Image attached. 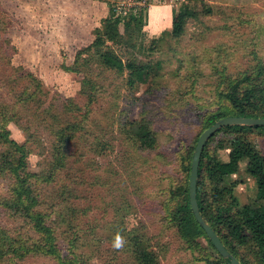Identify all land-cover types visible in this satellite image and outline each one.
Instances as JSON below:
<instances>
[{
    "label": "rangeland",
    "instance_id": "374dc122",
    "mask_svg": "<svg viewBox=\"0 0 264 264\" xmlns=\"http://www.w3.org/2000/svg\"><path fill=\"white\" fill-rule=\"evenodd\" d=\"M180 7L196 16L174 39ZM129 8H145V23H133L125 35L120 24L125 42L104 39V47L123 62L160 63L155 77L133 87L126 71L80 53L111 9L125 15ZM259 63L264 0H0V128L24 147L23 171L42 175L32 180L34 209L45 215L58 251L43 254L41 232L7 206L13 179L0 172V230L7 235L0 264L216 263L205 239L188 244L179 235L168 216L177 201L170 191L185 181L183 165L203 117L220 106L217 94ZM143 123L156 138L150 150L132 138L144 133ZM248 137L264 154V135ZM228 145L221 133L208 145L225 165L223 184L239 207L264 206L247 159L231 156ZM7 149L0 142V155ZM56 149L63 161L54 169ZM134 245L147 252L145 261ZM239 254L257 264L247 249Z\"/></svg>",
    "mask_w": 264,
    "mask_h": 264
},
{
    "label": "trees",
    "instance_id": "16d2710c",
    "mask_svg": "<svg viewBox=\"0 0 264 264\" xmlns=\"http://www.w3.org/2000/svg\"><path fill=\"white\" fill-rule=\"evenodd\" d=\"M143 11L146 9L141 8L140 11L134 13L133 8H129L128 12L122 15V13H117L115 9H111L103 26L94 29L92 43L80 52H92L94 55L91 58L95 63L107 70L116 73L126 71V83L129 87L144 84L155 77L160 63L151 66L148 63L123 62L112 48L104 47V39L105 41H112L113 45L124 43V35L130 33V26L133 23H137L139 29L145 23V19L143 20L141 17ZM195 16L194 11L180 7L178 12L173 14L172 37L174 39L180 38L187 20ZM120 24L123 25L124 35L119 30ZM256 70L251 75H242L240 78L230 80L225 90L217 94V104L220 106L205 114L202 130L223 117H264V82L259 80L264 74V63H259ZM89 100H91L90 94ZM142 127L144 133L132 138L140 148L153 149L156 145V138L146 124L143 123ZM61 130L58 133L60 138L61 136L64 137ZM251 132L264 135V126H226L219 129L207 140L199 160L196 199L202 217L214 230L229 253L235 256L241 264H249L245 257L239 254V249H247L257 264H264V206L243 205L239 207L237 205L231 187L223 184V177L226 174L225 165L214 158L208 147L214 136L220 133L225 135L231 156L237 159H247L246 171L253 176L255 175L257 197L264 200V154L248 137ZM0 142H4L8 146L6 153L0 155L1 157L5 155L0 159V172H6L13 179L14 188L12 197L5 202L12 210H16L21 216L27 218L28 223L36 228L37 232H41L43 238L42 253L57 257L58 251L52 243L53 237L50 233V226L45 223L46 217L34 209L37 207L38 200L32 189V180L42 177V175L23 171L24 147L10 140L9 133L4 128H0ZM217 148L223 149L220 142L217 144ZM192 151L193 149L189 150L188 161L183 165L185 181L177 185L174 192L170 191L174 200L177 199V201L173 209L168 210V216L185 242L191 244L200 237L205 239L218 256L214 264H227V259L220 257L202 228L195 221L189 206L188 177ZM60 153L61 151L58 149H56V153L54 152V159L52 160V168L54 169L59 168L63 161V156ZM6 239L7 235L3 230H0V242L3 243ZM137 241L136 239L135 242ZM1 247L2 244H0V257L4 253L1 252L3 251ZM8 250H10L9 247L4 249V251ZM133 251L142 261L146 260L148 254L143 248L140 249L134 245Z\"/></svg>",
    "mask_w": 264,
    "mask_h": 264
},
{
    "label": "water",
    "instance_id": "95a60500",
    "mask_svg": "<svg viewBox=\"0 0 264 264\" xmlns=\"http://www.w3.org/2000/svg\"><path fill=\"white\" fill-rule=\"evenodd\" d=\"M106 43H112L110 40H106ZM231 125H239V126H264V117H245V116H229L218 119L209 127L204 129L199 135L194 148L190 161V170L188 177V201L189 206L192 212V215L198 225L204 231L206 237L220 255L221 258L227 259V264H241L240 261L233 256L231 253L227 251L222 242L220 241L217 234L214 230L209 226V224L202 217L197 199H196V184H197V175H198V166L199 160L201 156V152L207 140L219 129L231 126Z\"/></svg>",
    "mask_w": 264,
    "mask_h": 264
},
{
    "label": "clouds",
    "instance_id": "9594fccd",
    "mask_svg": "<svg viewBox=\"0 0 264 264\" xmlns=\"http://www.w3.org/2000/svg\"><path fill=\"white\" fill-rule=\"evenodd\" d=\"M115 246L120 247V238L119 237H117V239H116V245Z\"/></svg>",
    "mask_w": 264,
    "mask_h": 264
}]
</instances>
